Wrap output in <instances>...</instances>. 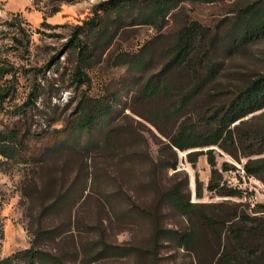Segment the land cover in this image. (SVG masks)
Wrapping results in <instances>:
<instances>
[{
    "label": "rangeland",
    "instance_id": "obj_1",
    "mask_svg": "<svg viewBox=\"0 0 264 264\" xmlns=\"http://www.w3.org/2000/svg\"><path fill=\"white\" fill-rule=\"evenodd\" d=\"M109 1L0 0V60L8 58L21 70L15 103L27 102L32 85L38 87L39 98L31 119L35 131L49 135V139H61L83 92L92 97L119 94L111 122L117 135L111 146L86 148L75 142L73 149L50 153L34 172L0 170V264L34 246L64 258L68 264H83L93 259L101 242L127 248L129 252L109 253L91 264H209L222 252L210 231L202 227L199 231L201 261L196 253L179 248L164 233L168 229L185 232L189 226L188 220L175 212L165 198L172 187L180 186L192 202L201 205L240 203L248 205L245 209L252 215L264 210V182L246 173L243 164L247 158L239 162L217 148V178L223 193L239 189L244 196L211 192L208 187L212 168L206 155L200 157L195 168L187 155L200 149L179 152L180 172L176 173L166 162L172 154L164 144L168 139L138 114L148 115L149 110L164 105L162 98L140 102V91L150 76L164 69L179 31L190 21L202 24L208 37L216 31H230L214 45L216 74L204 91L203 103L211 105L225 93L264 74V35L241 41L242 22L233 24L248 7L264 11V0H177L180 8L167 17L161 29L140 20L133 22L131 15L136 19L140 12L129 10L124 22L108 25L109 43L98 49L90 64L83 66L91 82L79 86L73 79L79 60L69 43L75 28H87L86 23L99 16L97 11L105 19V11L97 9L101 5L107 7ZM15 14L23 17L31 35L27 51H10L14 33L6 22ZM116 14L113 12L115 19ZM208 37L198 38L196 53L205 51ZM149 43L151 46L145 50ZM122 52L145 55L148 64L143 72L137 74L123 64L119 60ZM176 72L174 76L179 74L188 80V71ZM195 107L187 109V119L195 116ZM260 130L264 131V110L243 125L241 132L247 140L242 153L262 149L261 141L250 140ZM225 163L233 168L224 170ZM199 181L205 189L203 198L197 196ZM255 251L264 256V239L260 235L250 236L243 246L245 254Z\"/></svg>",
    "mask_w": 264,
    "mask_h": 264
},
{
    "label": "trees",
    "instance_id": "obj_2",
    "mask_svg": "<svg viewBox=\"0 0 264 264\" xmlns=\"http://www.w3.org/2000/svg\"><path fill=\"white\" fill-rule=\"evenodd\" d=\"M195 1V0H194ZM215 2L216 0H196ZM108 6L101 5L97 10H104L106 17L101 18L97 11L96 18L85 25L75 28L73 38L69 43L72 52H76L79 65L74 70L73 79L79 86L89 85L90 76L83 70L96 57L100 47L106 46L111 39L108 25L122 22L127 11H139L136 19L142 24H150L161 29L163 23L175 10L180 8L177 0H111ZM130 11V12H131ZM113 12L117 18H113ZM242 22V39L264 35V11L248 7L239 13L234 20ZM124 22V21H123ZM14 33L13 45L10 51H27L31 35L25 20L20 14H15L6 22ZM230 31L224 29L216 31L208 37L206 28L198 21H190L178 33L177 43L170 48V59L164 69L150 76L143 84L139 97L140 102L153 101L162 98L164 105L149 110L148 115L138 113L152 123L159 132L168 139L164 142L166 149L172 152L167 157L168 167L179 173V152L188 153V160L196 168L202 155H206L212 168V177L208 189L221 196H244L243 191L232 189L223 193L221 182L217 176L220 173L217 161V148L229 153L234 159L242 162L246 173L264 182V131H253L250 140H259L263 146L260 150H245L246 138L242 135L243 125L251 116L264 110V74L248 82L244 87L225 93L221 99L211 105L203 103V94L211 79L216 74L213 48L216 40L226 37ZM206 35V49L203 53H196V42L200 36ZM151 46L147 44L145 50ZM119 60L128 64L134 72L142 73L148 60L142 53L122 52ZM192 67H198L192 70ZM20 68L16 67L8 58L0 60V170L14 172L17 170H38L52 152L66 151L75 148V144H85L86 148L111 146L116 138L117 130L112 127V120L116 115L118 93L103 97H92L83 92L75 116L63 130L61 139H49V135L34 130L33 106L37 104L39 91L32 85L27 102L15 103L20 84ZM180 72L187 73L188 80L174 76ZM181 74V73H180ZM195 107V116L187 119V109ZM62 132V131H61ZM99 134V137L96 135ZM53 138V137H52ZM51 140V141H50ZM54 140V141H53ZM74 140V141H72ZM50 141V142H49ZM203 148H208L204 150ZM255 156H259L256 157ZM233 166L225 163L224 170H231ZM29 175V173H26ZM204 186L198 182L197 196L204 197ZM171 208L185 217L189 226L185 232L168 229L164 233L169 240L177 243L179 248L192 251L200 258L201 241L200 228L210 231L222 249L218 259L209 264H264V256L255 253H243V246L253 235H260L264 239V210L256 211L255 215L247 212L248 205H201L192 202L180 186L172 187L165 195ZM220 208V210H215ZM262 212V214H258ZM225 229H227L225 231ZM158 233L154 237L155 248L158 245ZM98 249L93 259L83 264H91L109 253L123 255L129 249L109 245L105 242L97 244ZM139 250V249H137ZM156 252V251H155ZM153 254L154 250L152 251ZM3 264H68L64 258L32 247L16 253Z\"/></svg>",
    "mask_w": 264,
    "mask_h": 264
}]
</instances>
